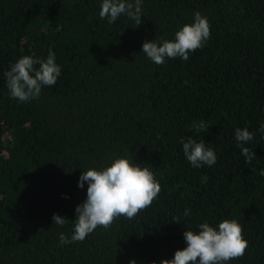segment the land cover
Instances as JSON below:
<instances>
[{
	"label": "trees",
	"instance_id": "1",
	"mask_svg": "<svg viewBox=\"0 0 264 264\" xmlns=\"http://www.w3.org/2000/svg\"><path fill=\"white\" fill-rule=\"evenodd\" d=\"M102 2L0 0V264H160L187 247V229L224 220L248 241L228 264H264V0H142L139 27L101 19ZM196 12L211 35L187 61L156 65L142 52L146 40L174 39ZM50 49L56 84L27 102L11 98L4 73ZM200 121L208 131H193ZM245 127L255 133L242 146L254 151L250 163L235 139ZM188 137L217 162L193 167ZM119 157L154 173L158 198L134 219L61 245L87 197L81 173ZM54 213L67 223H53Z\"/></svg>",
	"mask_w": 264,
	"mask_h": 264
},
{
	"label": "clouds",
	"instance_id": "2",
	"mask_svg": "<svg viewBox=\"0 0 264 264\" xmlns=\"http://www.w3.org/2000/svg\"><path fill=\"white\" fill-rule=\"evenodd\" d=\"M142 0H103L99 16L115 23L121 16L142 23ZM210 22L199 12L194 15L193 23L183 25L176 31L174 39L156 42L146 40L142 52L156 65H163L167 59L181 58L187 61L190 53L203 48L210 38ZM38 65V67H37ZM61 75V66L56 63L55 53L50 49L47 59L25 55L19 58L10 70L4 73L10 97L19 102L39 98L44 87L54 86ZM193 131H208L204 121L193 123ZM264 133V123L259 127ZM255 133L247 127L236 128L235 139L241 146L245 163L255 158L254 151L242 147L253 140ZM184 156L193 167L213 166L217 155L203 141L188 137L181 140ZM264 175V170H261ZM87 181V197L76 206L74 232L69 238L61 232V245L71 242H83L98 226L109 228L112 223L124 217L134 219L141 210H146L161 192V184L147 167H141L127 157H119L100 170L89 168L81 173L78 187L83 188ZM191 210L185 209V217ZM53 223L63 226L68 219L53 214ZM179 223L178 220L174 221ZM184 239L187 247L177 250L171 260H162L160 264H228L235 258H241L248 248V241L242 235V226L236 220H224L218 227L208 222L198 225V231L186 230ZM130 264H136L135 260Z\"/></svg>",
	"mask_w": 264,
	"mask_h": 264
}]
</instances>
